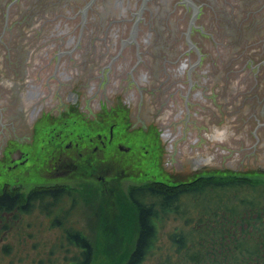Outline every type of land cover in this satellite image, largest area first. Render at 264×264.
Wrapping results in <instances>:
<instances>
[{
    "label": "water",
    "instance_id": "95a60500",
    "mask_svg": "<svg viewBox=\"0 0 264 264\" xmlns=\"http://www.w3.org/2000/svg\"><path fill=\"white\" fill-rule=\"evenodd\" d=\"M120 100L169 166L264 177V0H0L1 167Z\"/></svg>",
    "mask_w": 264,
    "mask_h": 264
},
{
    "label": "rangeland",
    "instance_id": "374dc122",
    "mask_svg": "<svg viewBox=\"0 0 264 264\" xmlns=\"http://www.w3.org/2000/svg\"><path fill=\"white\" fill-rule=\"evenodd\" d=\"M78 126L80 124L44 135L26 152L29 156L26 161L0 168V191L3 187L10 191L17 189L23 199L28 192L37 189L63 187L68 193L59 201L58 210L55 208L50 214L36 205L30 214L19 216L20 219H14L11 214L7 220L0 219V248L8 244L7 250L0 249V264H67L79 253L65 238V230L70 228L82 231L89 238L93 247L91 264H123L137 232V213L128 200V186L155 179L188 180L202 173L169 166L155 140L146 131L136 130L121 136L120 144L130 147L129 151L112 149L110 158L115 167L122 162L121 168L112 170H122V178L107 193L100 182L83 175L68 176L61 168L53 169V161H47L51 152L58 150L55 148L64 147L66 139H62V134L72 136L73 128ZM134 128L142 127L131 120L128 130ZM45 141L46 144L40 146ZM64 174L67 176L63 177ZM239 176L264 180L255 175ZM55 215L61 218V224H53ZM4 223L8 226H3ZM180 225L182 222L171 217L162 221L158 232L162 247L146 264L155 263L157 257L167 251V232Z\"/></svg>",
    "mask_w": 264,
    "mask_h": 264
},
{
    "label": "trees",
    "instance_id": "16d2710c",
    "mask_svg": "<svg viewBox=\"0 0 264 264\" xmlns=\"http://www.w3.org/2000/svg\"><path fill=\"white\" fill-rule=\"evenodd\" d=\"M71 111L79 115L76 107ZM108 115V119L114 118ZM83 120L72 119V122L80 121V126L73 128L75 139L82 138L79 131L83 130ZM121 178L122 175H114V183L118 185ZM127 191L137 213V232L123 264H146L161 249L159 226L170 217L182 225L167 232L169 247L153 264H264V180L220 170L177 183L161 179L146 181L128 186ZM67 195L66 189L57 187L28 192L23 199L17 189L10 191L3 187L0 219L7 220L10 214L20 219L19 216L30 214L36 205L50 214L55 208L58 210L59 201ZM55 223L61 224L58 215L53 219ZM65 238L79 250L67 264L93 262V247L82 231L66 229ZM7 247L5 243L0 249L5 251Z\"/></svg>",
    "mask_w": 264,
    "mask_h": 264
},
{
    "label": "flooded vegetation",
    "instance_id": "af4514ba",
    "mask_svg": "<svg viewBox=\"0 0 264 264\" xmlns=\"http://www.w3.org/2000/svg\"><path fill=\"white\" fill-rule=\"evenodd\" d=\"M189 45H192L191 40L189 42ZM31 93L32 92H30V94ZM70 103L72 105L70 104L69 109H66L65 111L69 112L72 110L73 107H76L78 112L81 111V107L79 106L78 101L75 100L74 96L72 102ZM99 105L100 108L97 110L96 113H93V117L88 116L87 119H85V117L81 116L84 119V127L83 130L79 131V136L82 138L78 137L77 139H75L76 133L72 134V136L69 135V133L66 135L62 134L64 135L62 139H66L64 147L55 148L58 150H53L54 152H51V157H48L47 161H53L52 168H56L57 170L61 168L63 173L67 174L68 176L83 175L88 179H94L100 182V184L108 193L114 185L113 176L122 175V170L113 172V170H117L118 168L114 169L115 164H113L114 162L110 158L112 149H119L120 151H129L131 149L130 147H126L124 144H120L122 138L121 136L127 133L134 132L136 130L142 132L148 131L153 128H151V126H143L142 128H134L128 130L131 120L129 114L130 107L129 104H127L126 102L120 100L119 102L113 103L110 106L102 104L101 102ZM34 109L36 108H33V110ZM63 111L61 114H65ZM107 111L111 115H113L114 118L108 119L109 113ZM36 127L37 126H34V124L31 127L33 133L31 132L32 142L28 143L29 145H33L35 143V141L33 140H35L34 137L36 134L34 132H36ZM25 144H27V142H24L23 145L25 146ZM45 144L46 141L40 144V146H44ZM25 151V149L17 146H15L12 151H8V149H5L3 151L2 157L5 158V156H8L10 154V165L7 164L6 166L10 167L12 165H16L19 162L23 163L24 161H26L29 156L26 153L27 151ZM203 160H206V158L201 157V159H196V161H194L193 163L195 164L196 162L197 164L195 165L198 167L199 163H202ZM203 173L204 172L199 174ZM65 174L62 176H67ZM183 180L187 181V179H182L175 181V183Z\"/></svg>",
    "mask_w": 264,
    "mask_h": 264
}]
</instances>
